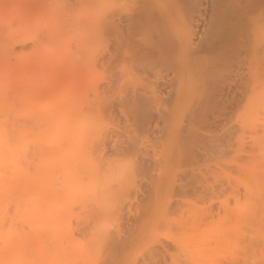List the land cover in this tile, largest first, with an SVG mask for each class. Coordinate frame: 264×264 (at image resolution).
<instances>
[{
    "label": "bare ground",
    "instance_id": "1",
    "mask_svg": "<svg viewBox=\"0 0 264 264\" xmlns=\"http://www.w3.org/2000/svg\"><path fill=\"white\" fill-rule=\"evenodd\" d=\"M69 1L15 80L13 264H255L237 207L264 203V0Z\"/></svg>",
    "mask_w": 264,
    "mask_h": 264
},
{
    "label": "rangeland",
    "instance_id": "2",
    "mask_svg": "<svg viewBox=\"0 0 264 264\" xmlns=\"http://www.w3.org/2000/svg\"><path fill=\"white\" fill-rule=\"evenodd\" d=\"M35 1H37L38 3L40 2V3L35 5L37 3ZM51 1L52 0H47V2H49V3ZM65 1L68 2L69 0H65ZM65 1L64 0H53L52 2H54L53 3L54 5H52V3H50V4L48 3V4L50 6H52V7H54L55 5H58V3L61 2L62 4L60 3V6H58V10H59V7L61 9V7L63 8V7L66 6L65 4H68V5L72 4V3H70V1L68 3L65 2ZM71 2H73V0ZM48 4L46 3V0H45V2H44V0H40V1L39 0H0V135H2V136H0V141H1L0 142V144H1L0 145V147H1V149H0V153H1L0 154V218L1 217L3 219L7 218V217L10 218V220L7 219V222H6L5 219H4L5 222L2 219V221H3L2 224L0 222V224L2 225V227L0 225V248L1 247L3 248V246H6L7 242L9 243L8 244L9 248L6 246L8 251L4 249L5 247L3 249H0V253L2 252L1 254L3 255V260H1L2 257H0V260H1L0 264H3V262L5 264H13V262L11 260V257H12L11 255H13V253H11V251H12V247H13V244H14L13 241H16L15 235L13 236V234H16V232L14 233V231H18L17 228H20V227H21L22 231H25V228H27V227L26 226L24 227L22 225H25V224L27 225L28 224L27 223L28 220L24 221L25 220L24 218H26V217H24V215L27 216L28 214H31V213H28L30 210L28 211L27 200L25 201V199H27L28 197L27 196L23 197V200L25 202L21 199L23 203H21V201H18L17 199H15V198H17L16 191L14 190L15 189V183L14 182L10 183L12 180L16 181V178L13 177V175H16V172H17V175L19 177H21V179H22L23 176H25L27 178L28 172H30V169L28 170V168H30V167L27 164V163H29L28 162L29 160H27V158L29 159L28 154L30 152H28V151L31 150V149H29V147L31 148V145H29V144H31V142H32V138H30L31 137L30 136V131H29V129H26V128H28L26 125L22 126V127L25 126L24 129L28 130V133H27L22 128V131L25 132V133H22V137H21L22 144H21L20 140L17 137L19 135H16L18 130H16L17 128L15 129V127H17L16 126L17 122H16V118L15 117H16L17 112L19 111L20 107H19V104L16 101V96H15V85H16L15 80H16V76L17 75H21V74L23 75V73L25 72V66H27L26 65L27 61H29V57L31 55V54H29V51H30V48H31V46H30L31 44L30 43H32V40L34 39V38L32 39L31 33L33 35L34 32H37V30H40L38 35H37V33L34 34V35L39 36L40 33L44 32L47 29V28H45L46 25L48 27L50 25L51 21L55 17H56V19H54L52 22L54 23L55 20H56V22L58 21L57 19L59 18V15L57 14L58 16H56V13L54 14L55 10L57 9L56 6H55L56 9L53 8L54 12L53 11L51 12L52 8L49 7ZM38 5L40 7H37ZM44 5H46V8H44L45 7ZM48 8L50 10H48ZM42 10H44V11H42ZM47 11L50 12V13H48ZM41 12H45L47 15H45V13H41ZM61 12H62V10H61ZM61 12H59V14ZM51 13L54 14L55 17L53 15H51ZM49 14L51 16H53L52 20L48 19V18H50ZM47 19L49 20L50 23L45 22V21H48ZM45 23H46V25H45ZM53 23H51V24H53ZM51 26L52 25H50V27ZM41 27H42V29L44 31L42 29H39ZM31 29H32V31H31ZM34 35H33V37H36ZM29 38H30V40H29ZM30 53H31V51H30ZM24 106H25V104H23V106H22V112L25 114L26 109H24ZM21 117H23V115ZM24 134H26V135L24 136ZM5 135H6V137H5ZM26 137L30 138V139H27ZM16 139H18V140H16ZM30 140H31V142H30ZM17 141H19V143ZM14 142L17 143V144L13 145ZM19 144H21V146ZM16 145H18V146H16ZM21 149H22V151H21ZM17 150H19V151H17ZM26 150H28V151H26ZM15 153L19 154V155L20 154H23V155H20V156L17 155L16 156ZM20 165H23V166H20ZM18 166H20L19 169H18ZM25 168H26V170H25ZM17 170H19V172ZM20 170H21V172H20ZM14 172H15V174H14ZM19 173L22 174V175L20 176ZM25 177H23V179H26ZM8 186H9V188H8ZM263 191H264V188L261 190V192L263 193V195L261 194V197L264 196V192ZM239 196L240 197L238 198V201L240 199V201H242V202L241 203L239 202V204H238L239 206L237 207L238 208L237 209V212H238V218H237L238 235H240V237H243L241 235V233L244 234V236L247 237V238H245L247 240L248 239L250 240L253 236L256 235V238L253 237L252 239H254V241L258 240V242L256 241L257 245H258V243H259V245L260 244H264L263 243V241H264V238H263L264 237V235H263L264 234V232H263L264 231V223H263V221H264V212H263L264 211V209H263L264 205L263 204L264 203L262 202L264 198L261 200V203H263V204H259L262 207L261 210H263L262 211L263 213L260 211L261 207H259V210H257V213H256L257 215L259 214V216H257L258 218H260V219L262 218L263 226H262V223H260V221H259L258 224L260 223L262 227H260V225L257 224V227L254 229L253 224H251L252 226L249 224L251 222L253 223V218H254V215L251 214V213H254L253 210L251 209L252 210L251 211L250 208L248 207V205L250 206L251 204L249 203L247 205L246 199L244 198V196L242 194H240ZM231 198L229 197L230 201L233 199V198L232 199ZM242 198H244L243 200H245V201L241 200ZM14 199L17 201V203H16V201ZM225 199L227 200V198H225ZM245 202H246V204H245ZM17 204H18V206H17ZM20 204H22V205H20ZM23 204H25V205H23ZM19 205H20V207H23V206L27 207V208H25L26 210L23 207L22 211H21L22 213H24V212H26V213L24 215H22V213L20 214L24 218H22V216L18 215L19 213L17 215L13 214L14 211H15V213H17L18 212L17 210H20ZM241 205H242V207H241ZM16 206L19 207V209L16 208ZM12 208L15 209V210H13ZM23 210H24V212H23ZM11 211H13V212H11ZM241 212H242L243 215L241 214ZM10 214H12L13 216L11 217ZM245 214H247V215H245ZM14 215L16 217H14ZM17 216H20L21 219L19 217H17ZM251 217H252V221L250 220ZM257 217H255L254 219H256ZM11 218L12 219L16 218L18 222L14 223V221L16 222V220L13 221ZM28 218H30V217H28ZM248 218H249V220H247ZM22 219H24V220H22ZM11 220H12V222H11ZM20 220H21V222H20ZM258 220L259 219H256V221H258ZM8 221H9V224L12 223L11 226L9 224H6V223H8ZM22 221H23V224H22ZM254 223H256L255 220H254ZM17 224L19 226H17ZM4 225H5V227H3ZM13 225H15V226H13ZM254 225H256V224H254ZM245 226L248 229L245 230ZM14 227L15 228L17 227L16 230H14L15 229ZM23 227H24V229H23ZM259 227L261 228V230H260ZM21 229H19V231ZM242 230H244L245 233L242 232ZM249 230H250V233H248ZM260 231H261V233H260ZM12 232H13V234H12ZM20 232H17V234L20 233ZM250 234H253V236L251 237ZM258 235L259 236H263L262 237L263 239L261 237H259ZM8 236L11 237V238L14 237V238H12V240L13 239L14 240L11 241V238H7ZM260 238L263 241L260 240ZM242 240H244V238H242ZM244 241H246V240H244ZM10 244H12V245L10 246ZM259 247H261L263 250L260 249ZM10 249H11V251H10ZM256 249H258L257 252H258L259 257H257L258 259L255 257V264L256 263L264 264V261H263L264 259H262V258H264L263 257L264 256V246L263 247L261 245L257 246ZM1 250H5V252H3ZM257 252H254V253L256 254ZM259 252H261V253H259ZM1 254H0V256H1ZM8 254L9 255L11 254V255L9 256ZM4 255H6V256H4ZM6 257H9V258H6ZM12 259H14V257ZM256 259H257V261L259 260L261 262H256ZM8 260L10 261V263L8 262ZM44 264H46V263H44Z\"/></svg>",
    "mask_w": 264,
    "mask_h": 264
}]
</instances>
